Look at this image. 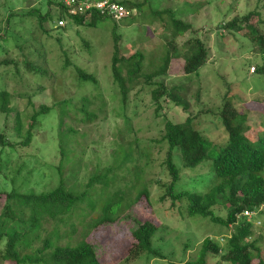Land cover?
I'll use <instances>...</instances> for the list:
<instances>
[{
    "label": "trees",
    "instance_id": "16d2710c",
    "mask_svg": "<svg viewBox=\"0 0 264 264\" xmlns=\"http://www.w3.org/2000/svg\"><path fill=\"white\" fill-rule=\"evenodd\" d=\"M111 1L124 5L127 12L137 8L139 12L150 2ZM54 5L59 8L57 15L52 14ZM261 6H264V3L259 5ZM153 12L157 15H168L167 20L163 19L161 27L163 31L170 30V33L164 41L163 56L156 57L159 65L152 70L147 69L146 54L142 50H137L129 56L123 55L120 44L122 35L116 32L115 28L112 30L114 46L111 74L119 90V94L116 92L114 98L119 102V106L110 107L102 97L99 111L109 107V115L118 112L116 117L123 118L124 126L114 138L113 161L105 166L99 159L89 162V159L84 158L86 149H90L91 145L88 141V131L82 128V125L94 122L99 115L97 110L89 106L90 102L86 103L87 98L90 101L89 96L80 98L81 106L76 105V102L72 103L71 98L56 99L51 104L36 103L35 98L43 94L49 85L53 89V96L56 97V90L63 85L59 81L60 73L51 68L48 59L50 51H53L50 50V39L56 38L58 50L61 56L65 57L63 69L75 65V61H71L74 55L71 52L69 56L65 49L63 36H52V30L64 31L73 23L97 26L107 18L122 22L127 14L121 19H116L92 9L84 14L72 15L57 0H48L47 12L31 7L22 13L23 16L31 17L35 25L29 32H24L18 39V44L8 48L7 55L0 59V67H4L0 74L7 79L5 87L0 90V114H5V127H9L11 123L22 137L11 140L6 129L0 130V179L3 178L0 199L5 195V202L0 210V264H118L122 259L137 258L144 252L153 257H164L153 245V239L161 225L150 219L138 218V226L132 230L129 244L123 246L119 258L112 261L100 260L90 242V236L96 228L102 224L116 223L124 213L129 212L131 206L127 208L126 202L139 184L141 171L138 166L145 168L144 162L141 161L146 156L144 151L150 148L142 146L132 122L140 113L137 110L129 113L132 107L130 93L135 88L145 89L150 93L155 115L161 114L164 118L162 138L152 140L165 143L168 147L163 164L170 178L168 182L161 184L166 190L161 199L165 201L170 198L172 204L185 201L187 215L208 217L211 221L232 229L224 245L213 236H207L203 239L197 256L180 264H209V254L219 256L221 261L230 264H264V249L259 244V238L255 237V229L264 226V222L256 218L258 214L264 215V212L259 211L260 205L264 203V133L258 137L253 135V142L242 135V130L247 127L241 120L243 114L233 104L229 92H226L217 116L222 119L228 140L223 146L206 143L204 133L198 127L201 123L198 119L200 112L191 114L184 102L188 88L181 85L170 86L167 75L177 57L184 60L183 73L186 77L196 75L201 67L208 63L210 48L204 38L196 35L191 36L180 48L178 38L193 28L192 23L178 17V11L171 7ZM17 13L10 12L3 22L0 32L5 39L9 34H13L10 32L12 28L9 23ZM60 19L66 20L64 26L56 23ZM46 22L57 25L50 29L46 27ZM219 27L233 35L249 36L253 43L257 44L260 58L262 57V63L256 69L264 72L263 11L257 8L242 16L236 15L221 23ZM83 42L86 48L91 49L90 42ZM76 71L82 83H98L94 73H89L81 67H77ZM27 76L30 77V82H24ZM226 85L228 87L227 83ZM138 95L136 92V96ZM198 96L201 99V96ZM22 99H26L27 104L21 110L19 105ZM133 105L138 107L137 102ZM165 105L170 107L163 113ZM173 105L183 107L188 116L184 120L172 119L170 111ZM24 122L28 127L26 133L22 132ZM56 122L58 123L55 124ZM39 131L45 133L47 143L52 145L59 155L55 185L45 192H37L35 188L27 187L37 169L36 160L32 159L37 158L34 146ZM211 147H214V150L210 153ZM70 155L79 157L77 162L66 161ZM178 155L182 165L176 161L175 156ZM205 159L210 163L212 161L215 176L212 185L204 188V192L178 190L181 167L195 168ZM88 167L94 168L90 177L82 176V180L80 176L71 178L72 172L84 171ZM7 169L11 171L10 177L4 176ZM23 171L26 172L24 175ZM40 176H45L44 170L40 172ZM18 182H21L19 186L16 185ZM8 185L9 190H5L3 187ZM79 186L82 187L81 190L76 189ZM104 194L107 195L106 200H102ZM150 194L148 188L140 190L135 203L143 196L150 202ZM218 206L227 209L226 215L219 214L215 208ZM78 208L81 211H78ZM248 209L258 211L256 216L244 215V211ZM77 212L80 214L76 219L68 220ZM144 214L146 212L142 213ZM49 220H58L63 227L59 224L49 234L44 235V223ZM78 228L82 230L79 235H75ZM64 236L80 237L75 245H58L53 242ZM102 237L112 241L107 232H103ZM38 240H44V247H38L37 253L33 254V246ZM48 249L50 255L43 256Z\"/></svg>",
    "mask_w": 264,
    "mask_h": 264
},
{
    "label": "rangeland",
    "instance_id": "374dc122",
    "mask_svg": "<svg viewBox=\"0 0 264 264\" xmlns=\"http://www.w3.org/2000/svg\"><path fill=\"white\" fill-rule=\"evenodd\" d=\"M261 3H264V1L150 0L139 12L138 8L128 10L125 21L122 22L107 18L98 23L97 26L73 23L64 31L52 30V36H63L65 49L68 51L69 56L71 52L74 55L71 61L74 60L75 65L63 69L65 57L61 56L58 50L59 47L57 46L59 44L56 38L50 39L49 43L52 44L50 50L53 51H50L48 59L51 62V68L60 73L58 77L63 85L56 90V97L53 96V89L49 85L43 94H39L35 98L37 100L35 102L51 104L56 99L71 98L72 103L76 102V105L81 106L82 99L80 98L84 95L89 96L90 101L87 98L86 103L90 102L89 106L94 108L95 111L97 110L99 115L94 122L82 125V128L88 131V141L91 145L90 149H86L87 153L84 158L89 159V162L99 159L104 166L108 163L111 164L113 161L112 146L115 142L114 138L124 126L123 118L116 117L118 112L109 115L107 111L109 107L99 111L102 97L105 98L110 107L119 106V102L114 100L115 93L119 94V90L116 88L111 74L114 46L112 30L115 28L116 32L122 35L120 44L123 55L129 56L137 50H142L146 54L147 69L152 70L158 64L157 58L164 54V41L170 33V30L163 31L161 27L163 19L167 20L168 15H157L153 11L171 7L178 11V17L193 25L190 31L178 38L180 48L191 36H200L204 38L209 46L211 56L208 63L201 67L196 75L188 77L183 73V58L177 57L167 75L170 86L181 85L188 88V94L184 95V102L191 114L200 112L198 119L201 123L198 124V127L203 131L206 143L222 146L227 142L228 134L225 131L221 117L217 115H219L218 112L223 104V96L226 92H229L233 104L243 114L241 120L247 126L242 130V135L253 142V135L258 137L261 133H264V72L257 70V67L262 63V57L260 58L257 44H254L249 36L233 35L231 32H226L224 28H220L219 25L236 15L242 16L257 8H260L264 13V6L259 7ZM31 7L47 12L48 0H0V22H2L0 31L8 14L12 11L18 12L11 18L12 21L9 23L12 28L10 32L14 35L9 34V37L5 39L2 32H0V59L7 55L8 48L18 44V39L21 38L24 32H29L35 25L31 17L22 14ZM52 8V14L57 15L59 8L56 5ZM45 25L53 29L57 24L46 22ZM37 29L39 30L38 27ZM197 30L199 32H195ZM259 30L262 32L261 28ZM84 40L91 43V49L86 48L83 44ZM152 58L154 62H152ZM77 67H81L89 73H94L98 83L96 85L92 82L82 83L77 75ZM3 68L0 67V71ZM25 81L30 82V77L27 76ZM6 83V77L0 74V90L5 87ZM136 92L139 93L138 96H136ZM198 95L201 96V99ZM20 101L21 105L19 106L22 110L26 107L27 101L26 99ZM136 102L138 107L133 105ZM130 103L135 108L131 107L129 113H134V110L140 113L132 119L134 129L141 140L142 146H149L150 150L146 149L144 151L146 156L141 162H144L145 168L138 166L141 171L139 184L127 198L126 207L131 206L129 212L124 213L116 223L110 222L106 225H100L90 236V242L94 245L98 257L102 261H112L119 258L122 247L129 244L132 230L138 226V218L150 219L161 225V229L153 239V245L164 254V257H153V255L144 252L137 258L122 259L118 264H180L197 256L203 239L207 236H213L215 240L224 245L227 236L231 234L232 229L230 227L221 226V224L211 221L208 217L187 215L185 201L172 204L170 198L165 201L161 199L166 192L161 184L168 182L170 178L163 164L168 147L165 143L152 142V140L162 138L164 118L161 114L159 116L155 115L151 95L145 89H133L130 93ZM169 107L165 105L163 113H165V110L168 111ZM170 113L172 114L171 118L174 120H184L188 116V113L181 106L173 105ZM27 128V124L24 122L22 132L26 133ZM4 129H6L11 140L22 139L11 123L9 127H5V114L1 113L0 130ZM46 138L43 131L36 134L34 150H36L37 158L32 160H36L35 168L37 169L36 172H33L31 182L27 186L35 188L37 192L48 191L49 187L55 185L54 177H58L59 155L55 148L47 143ZM80 146H78V149H80ZM213 150L214 147H211L209 152L211 153ZM175 157L177 163L182 165L179 155ZM78 158L70 155L66 158V161L73 160L77 162ZM15 160L17 162V159ZM206 160L195 168L186 169L181 167V178L177 183L178 190L204 192V188L212 185L213 179H215L212 161L210 163L209 160ZM33 166L32 164L31 167ZM42 170L45 171L43 177L40 176ZM24 173L26 172L23 171L22 175ZM93 173L94 168L88 167L84 171L77 172L76 170L72 172L71 178L76 179L80 176L82 180L84 177H90ZM6 174L4 176L10 177L11 171L7 169ZM1 182H3L2 177L0 185ZM20 183L18 182L16 185L19 186ZM3 188L9 190L10 187L8 185ZM145 188L151 191L150 202L143 196L138 203H135L138 192ZM76 189L81 190L82 187L79 186ZM106 199L107 195L104 194L102 200ZM4 202L5 195L0 199V210ZM215 208L219 214L226 215V208L220 206ZM78 211H81V209L78 208ZM143 212H146V214L142 215ZM79 214L78 212L73 214L68 220L76 219ZM256 218L264 222L263 214H258ZM60 223L58 220L45 222L44 235L49 234ZM60 225L63 227L62 224ZM64 229H66L65 226ZM81 230V228H78L75 235H79ZM103 232H107L112 237V241L105 240L102 237ZM79 237L64 236L53 240V242L58 245H75ZM255 237L259 238V244L264 249L263 225L255 229ZM44 240H38L34 244L33 254L37 253L36 249L38 247H44ZM49 255L50 249L43 256L48 257ZM207 258L209 264H230L221 261V257L213 254H209ZM4 264L12 263L5 262Z\"/></svg>",
    "mask_w": 264,
    "mask_h": 264
},
{
    "label": "built area",
    "instance_id": "2783aa9c",
    "mask_svg": "<svg viewBox=\"0 0 264 264\" xmlns=\"http://www.w3.org/2000/svg\"><path fill=\"white\" fill-rule=\"evenodd\" d=\"M62 6L72 15L84 14L89 10L95 9L105 16L111 15L116 19L123 18L126 14V8L124 5L111 0H57ZM57 24L64 26L66 24L65 19H60ZM264 211V204L260 206L259 211ZM258 211L245 210L244 215L252 217L257 214Z\"/></svg>",
    "mask_w": 264,
    "mask_h": 264
},
{
    "label": "clouds",
    "instance_id": "9594fccd",
    "mask_svg": "<svg viewBox=\"0 0 264 264\" xmlns=\"http://www.w3.org/2000/svg\"><path fill=\"white\" fill-rule=\"evenodd\" d=\"M263 204H264V203H262L261 205H263ZM261 205H260V206H261ZM253 211H256V210L254 209ZM261 211L264 212L263 210H261ZM255 216H256V215H255Z\"/></svg>",
    "mask_w": 264,
    "mask_h": 264
}]
</instances>
